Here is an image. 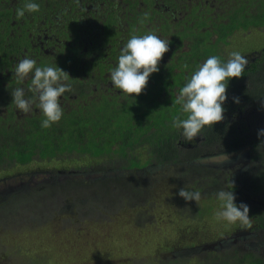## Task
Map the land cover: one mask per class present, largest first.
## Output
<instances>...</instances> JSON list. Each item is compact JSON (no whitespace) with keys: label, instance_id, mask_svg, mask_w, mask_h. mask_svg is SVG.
<instances>
[{"label":"trees","instance_id":"16d2710c","mask_svg":"<svg viewBox=\"0 0 264 264\" xmlns=\"http://www.w3.org/2000/svg\"><path fill=\"white\" fill-rule=\"evenodd\" d=\"M181 1L184 2V0ZM232 1V7L226 10L227 7L222 15L216 16L217 12L223 7L220 6L222 4L218 5L219 0H206L202 8L205 9V12L212 13L214 18H210V15H204L203 13L196 16L194 11L197 10V5L191 4L192 7L185 5L181 11V16L174 23L176 25L174 34L180 40L189 39L190 42H193V39H191L193 31L188 26L192 19H197L194 26L208 24L216 26L219 21L227 18L228 22L226 24H221V27L216 28L218 32L216 43L210 39H204L201 45L203 56L217 55L226 62L225 57L215 48L216 45L230 43V37L236 31L264 25V0ZM33 2L40 6V11L35 13L46 16V18L40 17L41 19L47 22H57L59 20L61 25L67 24L66 28H63L67 31L63 33L66 36L70 35L71 39L74 36L78 38L79 33L82 32L81 30L87 27L91 28V25H88L89 23L83 26L79 24L81 22L78 17L80 14H76L73 9L69 10L64 7L63 2L65 0H33ZM143 2L146 12L155 10L156 8H153V6L162 11L161 3L169 4V0H144ZM24 3L25 0H0V52L5 51L4 45L7 44V53L12 50L17 51L18 58L22 56L21 54L28 55L31 36L34 35L36 26L34 22L36 18L22 17L17 19L16 9L23 7ZM155 14H160L163 18H165L164 15H167L166 13L162 14V12ZM54 18H57V20L55 21ZM169 29L170 25H166L164 27L165 33L169 32ZM68 31L70 33L66 34ZM199 42L195 40L194 49H199ZM102 54L103 51L100 54L95 52L92 55V58H95L93 61H87L86 59H80L79 61L77 59L73 65L72 80L70 82L76 81L78 77L85 79L82 75L83 70L89 71L95 66L101 65L103 63L100 58ZM255 56L256 60L254 62L249 61L242 77L229 80L226 93L227 100L223 104L225 111L246 107L253 113L264 114V102H262L264 100V51H259ZM257 56H259L258 59ZM8 57L7 64L12 62L8 60ZM41 58L39 61L36 60L37 66H58L62 64L61 62H55L49 55L43 57V59ZM2 61L0 60V65ZM197 63L198 61L191 65L192 70L188 73L185 72L187 68L184 65H176L173 69H179V71L175 74L166 75V78L170 80V84L167 82L166 85H152L147 92H142L138 96L123 97L112 92L104 98L103 93L98 92L94 93L92 98H88L85 91H80L76 100L89 101L90 104L86 106L73 104L61 106L64 111L61 120L47 129L41 128L40 120L44 117L40 116L39 118V115L42 113L35 117L25 115L12 104V91H7V93L0 96V98L7 96V103H0V108L5 110V112L0 113V166L4 162L8 166L12 164L26 165L36 157L40 160H50L59 156L71 155L72 157V155H75L84 159L87 158L89 162L93 160L94 163L85 162L84 165L75 169H63L62 172L68 174L69 177L65 181L59 182L58 186L56 185L57 187L54 186L44 193L42 196L43 208L48 206L47 198H54L52 195L56 188L64 189L67 186L78 197L85 199L87 204L86 213L94 209L102 210V212L106 209L112 211L114 207H118L122 200L131 205L146 202L145 198H149L150 194L141 186L143 178L135 173L145 168L149 163L175 161L174 152L178 154V151L175 150L176 145L174 142L179 138L177 133L179 129L172 127V120L177 115H180L182 119L185 116L182 114L180 106L173 103L175 100L173 95L176 93L173 88L179 90L184 86ZM161 71L159 70L156 79ZM29 77L32 78V75L30 74ZM154 90H156L154 101L158 102L160 100L161 92H164L167 97L163 100V105L146 110L144 99L151 95ZM250 93L252 94L251 97ZM168 97L170 98L168 99ZM233 97H238L239 103H235ZM31 113L35 112L31 110ZM227 129H229L227 125L222 123L204 127V135L208 143V145L207 143L203 145L205 152L214 153L216 151L212 148L214 142L211 141L221 140ZM236 137L239 136L236 135ZM261 138L257 136L255 141L258 144H255L254 148L249 151L254 162H258V160L262 162L260 168L257 166L252 170L256 178L253 177L254 182L253 178L250 179L248 185L254 187L259 194L264 193V145L259 144ZM233 139L234 137L229 139V147L237 146ZM135 149H141L147 153V159L142 161L135 154ZM214 173L215 171L212 168L192 166L184 168L183 178L189 180L187 182L188 189L199 190L202 197H207V195L211 197L212 195L215 196V193L219 190L224 189V184L214 181L205 182L202 178H196V175H204L209 180L213 178ZM216 184L217 186H215ZM46 193L49 195H45ZM235 203L239 205L241 202L236 198ZM95 206L99 208H94ZM183 206L185 209L184 216L188 215V218L192 217L198 219L199 222H203V217H198L200 208L195 210L192 208L193 204L189 201H185ZM208 207L211 209V206ZM251 208L252 212L249 215H251L254 223L259 221L255 228L261 231L264 228V224L260 225V222H264L263 211L257 206ZM260 235L262 234L260 233ZM262 237L264 239V235ZM179 241L183 243L184 247L196 244L195 240H191L187 236L182 237ZM234 251L236 253L238 249H234ZM253 254V252H250L247 257L252 259V257L257 256L258 259L261 256L256 253V256H253ZM253 260L256 259L253 258ZM169 262L170 264H181L184 261L179 258L177 260L169 259ZM230 262L227 258L223 259L221 264H230ZM233 264H236V261ZM250 264L252 263L250 262Z\"/></svg>","mask_w":264,"mask_h":264},{"label":"flooded vegetation","instance_id":"af4514ba","mask_svg":"<svg viewBox=\"0 0 264 264\" xmlns=\"http://www.w3.org/2000/svg\"><path fill=\"white\" fill-rule=\"evenodd\" d=\"M143 1L144 0H65V2H63L64 7L69 10L73 9L76 14H80L78 17L81 20V22H79L81 26L87 23H89L88 25H91V28L87 27L86 29L81 30L82 32L79 33V37L77 38L74 36L73 39H71L70 35L66 36L63 33L64 31H67V29H63L66 28L67 24L61 25L59 20L57 22H47L40 18H46L44 14L25 12L24 18H36V20H34L36 26L33 33L34 35L31 36L29 46L30 49L28 50V55L21 54L22 56L18 58L19 55L17 51L12 50L10 53H7V44L4 45L5 51L0 52V60H3L0 65V96L7 93V91H13L17 87L24 88L26 98L32 97L34 95L28 90L31 83V77L25 79L22 84H17L13 76L14 67L21 59L25 57L39 61L41 57V59H43V57L49 55L55 60V62L62 63L58 65V67L68 73L71 78L73 73V65L76 63L77 59H79V61L80 59L93 61L95 58H92V55L95 54V52H99L100 54L101 51H103V54L100 57L103 62L101 65L95 66V68L89 71H85L84 69L82 75L85 77V79L78 77L79 79L77 78L76 81H69L73 90L71 92H66L60 98L61 106L67 104L86 106L90 104L89 101L82 102L81 100H76L80 91H85L88 98H92L94 93L98 92L103 93L105 96L104 98H106L112 92L122 95L123 97H129L125 94H122L120 90L113 87L110 80V70L117 66L120 50L132 34L135 33L143 35L147 34L148 32H153L162 39H169L171 43L169 45V51L164 54L161 61L159 62V70H162L160 75L156 79V75L159 71L156 72L155 75L151 74L147 86L143 90V93H145L149 88H151L152 85H166L167 82L169 83L170 80L166 78V75L173 73L175 74L178 72L179 69H173V67L176 65H187L188 67L185 72L188 73L191 72V65L194 62L198 61L197 66L202 64L208 58L203 56L201 51L202 41L204 39H210L216 43L218 38V32L216 28L221 27L228 22V19L226 18L219 21L216 26L212 24L194 26L197 19H192L188 26L191 27L193 31V36L191 37L193 42H190L189 39L180 40L179 37L174 34V27L176 26L174 23H176L178 17L181 16V11L185 5L190 7L197 5V10L194 11L196 16L197 14L200 15L199 11H202L204 15H210V18H214L212 13L205 12V9L202 8L203 4L206 3V0H184L183 3L181 0H169V4L161 3V7L163 8L162 11L158 10L156 6H153V8H156L155 10L147 11L149 13V19L145 23L141 24L139 22L140 18L143 13L146 12ZM158 12H162V14L166 13L167 15H164L165 18H163V16L160 14H155ZM216 16H219V14ZM54 19L55 21L57 20V18ZM166 25H170L169 32L167 33H165L164 30ZM253 28L254 27H250L247 30L240 31L246 32ZM67 33H70V31L66 32V34ZM195 40L201 42L198 43V46H200L199 49L193 48ZM229 45L230 43L218 44L215 48L217 51H221L222 47ZM259 51H264V49L254 51L252 55L244 54V56L248 59V61L254 62L256 60L255 54H258ZM7 57L9 61H12L11 63L7 64ZM258 57L259 56H257V59ZM197 66L194 70H196ZM191 74L192 73H190V75ZM173 91L176 92L175 95H173V98L175 99L178 89L173 88ZM155 92L156 90H154L151 95L144 99L146 110H151L158 107L159 105L161 106L164 104L163 100L167 97V95L164 92H161L160 100L156 102L154 101ZM251 96L252 94L250 93V97ZM4 97L5 99H3ZM4 97L0 98V103H7V96L5 95ZM71 97H73L74 100H70ZM169 98L170 97H168V99ZM262 102H264V100H262ZM5 107H7V105H5ZM32 110L35 113H31L30 111L29 113H25V115L35 117L41 113V111L35 105H33ZM2 112H5V110L2 109ZM40 116L42 117V114L39 115V118ZM220 123L227 125L229 129H227L222 135L221 140L214 141L212 139L213 141L211 142H214V146L212 148L216 147L217 153H215L216 151L214 153L205 152L206 150L203 148V145L207 143V138L204 135V130H202L199 136L194 138L193 141H185L181 135L182 129H179L177 132L179 138H177L174 142L176 145L175 150L178 151V154L174 152L175 161L149 163L145 168L137 171L135 174L146 177V174L154 170H158L160 172L164 171L165 173L170 172L171 169L176 171L179 170L181 173L178 178L168 177V181L171 182L175 180V184L179 185V187H176L181 189L180 187H184L185 185L187 186V182H189V180L183 178L184 168L192 166L200 168H212L215 171L213 178H208L209 180H207L206 176L204 175H196V178H202L205 182L214 181L216 183H223L224 187H226L227 184H230V182L234 183V195L238 200H240L241 203L249 204V214L252 212L251 207L257 206V208L262 209L264 215V197H261L259 192L256 191L254 187L248 186L250 179L253 177L256 178L252 170H254L257 166L260 168L262 163L260 160H258V162H254V159H252L249 151L254 148L255 144H258L255 139H257L258 131L264 129V114L256 112L253 113L246 107L236 108L235 110H226L224 112L223 121L219 122L218 124ZM230 127L235 129L233 130ZM236 135L239 137H236ZM233 137V141L237 146L229 147L228 144L230 142L228 141ZM260 141L261 143L259 144L263 146L264 143L262 142H264V137H262ZM202 151L204 152L202 153ZM226 151H230L231 154ZM235 152L236 154H234ZM235 155L238 156L236 157ZM27 174L28 172L25 174L22 173L18 178L22 180V178ZM58 174H63L60 175L63 178L60 181L56 180L57 177H54L53 173H50L52 176H50L48 180L42 181V186L40 184H36L32 188L28 189L27 186L29 183L22 184L18 188L16 187L9 189L7 193L2 191L0 198L4 202L5 200L9 199V202L12 203L13 199L19 198L25 193L28 194L29 191L33 193L41 191L44 187H46L45 185L47 183L49 184L50 180H54V182L50 183L48 187H51V184L55 185V181H57V183L63 182L69 177L68 174H65L62 171H59ZM28 176L29 178H32L33 174H28ZM254 178L253 182L255 181ZM5 180L6 179H3V183H5ZM215 186H217V184ZM188 190L193 191V188ZM182 199L183 198L180 197L181 201ZM20 201L22 202L24 200L21 199ZM184 202L185 200L182 201V203ZM1 213L5 218V212L3 208H0V215ZM249 216L251 217V215ZM257 223H259V221L254 223V221L251 219L250 228L245 226L236 229L233 232V235L242 234L246 237L237 239L235 241L233 240L229 246L225 245L224 248H214L216 246H211L214 243H201V245L195 244L182 248L174 245V249L181 250H174L173 252H181L183 255L189 256L199 254L202 251L201 254L209 255L207 252L214 253L229 247H231L233 250L238 249V252L248 250L247 247H250L254 250L253 256H256L255 253L261 255L258 259L257 256L252 257L251 263L264 264V239L262 237V235H264V228L261 231H258L255 228ZM263 224L264 222H260V225ZM260 233L262 235H260ZM223 239L218 240V242ZM173 248H170V250ZM210 249L212 251H210ZM253 258L256 260H253Z\"/></svg>","mask_w":264,"mask_h":264},{"label":"rangeland","instance_id":"374dc122","mask_svg":"<svg viewBox=\"0 0 264 264\" xmlns=\"http://www.w3.org/2000/svg\"><path fill=\"white\" fill-rule=\"evenodd\" d=\"M232 2L219 0L218 5L222 4L220 6L223 7L217 13L223 14L224 9L232 7ZM199 12L202 14V11ZM230 41L232 43L220 51L226 60L232 51L252 55L254 51L264 49V25L246 32L236 31ZM135 154L142 161L147 159V153L141 149H135ZM85 162L94 163L75 155L50 160L36 157L26 165L8 166L4 162L0 166V194L26 183H29L28 189L36 184L41 185L42 181L52 176L50 173L60 181L63 174H58L59 171L75 169ZM27 172L33 174L32 178L28 174L22 180L18 178ZM180 173L171 169L168 173L154 170L146 177L140 175L143 176L141 186L150 197L145 198L144 203L132 205L122 200L112 211L94 209L86 213L85 199L78 197L68 186L56 188L52 195L54 198H47L48 206L43 208L42 196L59 184L55 181V185L48 187L54 180H50L41 191H29L13 199L12 203L9 199L4 202L0 198V208L5 212V218L2 213L0 215V264H170L169 259L179 258L184 261L181 264H221L227 258L230 264L235 261L237 264H250L251 259L247 255L254 251L250 247L236 253L229 247L214 253L207 252L209 255L201 254L202 251L189 256L173 252L181 250L174 249V245L184 247L179 241L184 236L195 240L198 245L211 244L231 237L236 229L245 227L239 223L216 220L215 213L219 210L220 202L213 195L202 197L198 205L195 201H189L195 210L200 208L198 217H203V222L184 216L185 209L178 195L179 185L175 184V180L168 181V177L178 178ZM3 179H6L5 183ZM260 196L264 197V193ZM21 199L24 201L20 202Z\"/></svg>","mask_w":264,"mask_h":264},{"label":"clouds","instance_id":"9594fccd","mask_svg":"<svg viewBox=\"0 0 264 264\" xmlns=\"http://www.w3.org/2000/svg\"><path fill=\"white\" fill-rule=\"evenodd\" d=\"M38 11L39 4L33 0H25L23 7L16 9V17L20 19L25 16V12ZM148 19L149 13L144 12L139 22L143 24ZM170 43L169 39H162L153 32L132 34L120 50L117 66L110 70L113 87L129 97L140 95L151 74L159 71V62L169 51ZM248 64L244 55L239 51H232L226 62L217 55H211L197 66L184 86L178 90L173 102L180 106L185 118L182 119L180 115L173 117L172 127L182 129L181 135L185 141H193L204 127L223 121L228 82L232 78L242 77ZM13 74L17 84H22L31 74L28 90L34 95L26 98L24 88L17 87L11 92L12 104L23 113H29L35 105L44 117L41 128L47 129L59 122L64 114L60 98L73 90L69 74L57 65L37 66L35 59L27 57L18 62ZM233 101L239 103V98L233 97ZM258 137H264V129L258 131ZM233 189L234 183L230 182L215 193L220 202L215 218L250 228L249 206L235 203ZM178 195L185 201H195L197 205L202 199L199 190L190 191L186 185L179 190Z\"/></svg>","mask_w":264,"mask_h":264},{"label":"water","instance_id":"95a60500","mask_svg":"<svg viewBox=\"0 0 264 264\" xmlns=\"http://www.w3.org/2000/svg\"><path fill=\"white\" fill-rule=\"evenodd\" d=\"M245 237L246 236H244L242 234L241 235H233V236H231V237H229L227 239H223V240H221L219 242L217 241L216 243L212 244L211 246L214 245V246H216L214 248H217L218 247V249L219 248H224L225 245L229 246L233 240L235 241L237 239H241V238H245Z\"/></svg>","mask_w":264,"mask_h":264}]
</instances>
